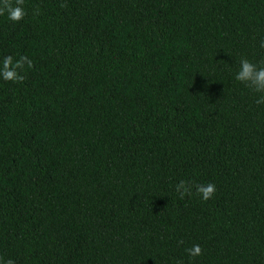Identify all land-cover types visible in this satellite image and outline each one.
Instances as JSON below:
<instances>
[{"label": "trees", "instance_id": "16d2710c", "mask_svg": "<svg viewBox=\"0 0 264 264\" xmlns=\"http://www.w3.org/2000/svg\"><path fill=\"white\" fill-rule=\"evenodd\" d=\"M23 7L0 15V68L33 65L0 76L3 261L264 264V104L235 79L264 66V0Z\"/></svg>", "mask_w": 264, "mask_h": 264}, {"label": "clouds", "instance_id": "9594fccd", "mask_svg": "<svg viewBox=\"0 0 264 264\" xmlns=\"http://www.w3.org/2000/svg\"><path fill=\"white\" fill-rule=\"evenodd\" d=\"M23 5L24 0H0V15L6 14L7 18L12 22H19L26 15ZM64 6L63 4L61 5V7ZM33 15H38V9ZM260 46L264 48V41L261 42ZM239 63L240 67L235 75V79L245 84V86L254 92L261 93L262 95L256 102L258 104H264V66H258L247 58H241ZM25 64H27L28 68L33 66L32 62L26 56H21L16 61H13V58L10 56L5 57L2 62V68H0V76L4 80L22 82L24 77L19 73L24 69ZM193 187H195L196 193L203 201L211 199L216 192V186L213 183L192 185L184 180L176 184L175 190L180 198L183 199L186 195L192 194ZM185 251L190 257H196L203 253V249L198 244H194ZM0 264H15V262L11 259L4 262L3 258L0 257ZM179 264H183V262H179Z\"/></svg>", "mask_w": 264, "mask_h": 264}]
</instances>
